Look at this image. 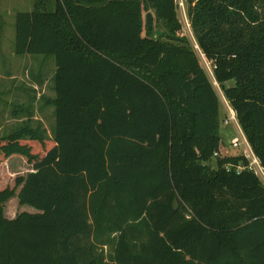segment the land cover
Segmentation results:
<instances>
[{"label": "trees", "instance_id": "1", "mask_svg": "<svg viewBox=\"0 0 264 264\" xmlns=\"http://www.w3.org/2000/svg\"><path fill=\"white\" fill-rule=\"evenodd\" d=\"M185 2L264 167V0ZM180 29L175 0L16 13L15 53L55 57V127L28 118L0 135V174L15 157L31 166L0 186V264H264V183L225 168L244 157L222 139L220 94Z\"/></svg>", "mask_w": 264, "mask_h": 264}, {"label": "rangeland", "instance_id": "2", "mask_svg": "<svg viewBox=\"0 0 264 264\" xmlns=\"http://www.w3.org/2000/svg\"><path fill=\"white\" fill-rule=\"evenodd\" d=\"M53 1V0H51ZM177 3V17L181 23V29L179 35L187 37L190 43L193 45L198 55L199 61L202 67L207 72L208 76L213 81V73L210 62L206 60L199 46L197 45L194 34L191 30V26L187 14V5L185 0H175ZM34 8V0H0V135L9 134L14 131L19 125V122L15 120V113H21L20 109L15 106L17 95L20 102L22 94L25 92L27 95L26 88H32L33 85L36 89H33L31 93L34 96L31 97L32 112L35 113V121H40L42 127L46 130L48 136L53 135V129L55 127V112L54 105L48 101L55 96V92L52 89L53 86V75L56 70L55 57L54 55H43V54H17L14 51L15 44V16L17 12L31 11ZM158 32L156 36H160L161 33L165 32L164 26L158 23L156 27ZM41 79L40 81H38ZM232 81L226 82L231 85ZM221 96V90L217 83L214 84ZM38 87V88H37ZM221 99V97H220ZM222 102V101H221ZM15 106V107H14ZM17 109V110H13ZM226 116V109L224 108ZM224 111L221 116H223ZM221 119V118H220ZM221 127H225L224 135L222 139L226 142H230L231 139L237 136V132L233 127L226 128L223 122H220ZM228 126V125H227ZM241 130V129H240ZM225 148H230L228 145H221L219 150L225 153ZM229 149V153H230ZM239 149H233L232 154L239 153ZM5 173L0 174V186L7 183L13 184V179L16 175L25 174L31 168L24 159L15 157L4 164ZM261 179V178H260ZM262 180V179H261ZM263 182V180H262ZM264 183V182H263ZM18 205L17 198L9 200L5 206V212L8 208H14ZM29 210H33L29 206H25ZM20 210V207L18 208Z\"/></svg>", "mask_w": 264, "mask_h": 264}, {"label": "built area", "instance_id": "3", "mask_svg": "<svg viewBox=\"0 0 264 264\" xmlns=\"http://www.w3.org/2000/svg\"><path fill=\"white\" fill-rule=\"evenodd\" d=\"M210 64V63H209ZM211 65V64H210ZM212 69V68H211ZM213 73V72H212ZM213 76V75H212ZM217 83L213 76V84ZM218 85V84H217ZM221 101L226 109V116L223 118L224 126L232 125L237 132V136L233 137L230 141L232 148H238L240 152L238 155L243 156L244 159L240 160L238 163H225V168L230 170L232 167L236 173H241L244 170H248L253 172L255 175L261 178L264 182V167L262 166L259 158L253 152L248 140L246 139L242 130H240V126L237 120L236 113L234 109L231 107L229 101L225 98L223 93L221 92ZM225 153H222L219 149L214 151V157H224L229 154V149L225 148ZM260 179V180H261ZM261 180V181H262Z\"/></svg>", "mask_w": 264, "mask_h": 264}, {"label": "crops", "instance_id": "4", "mask_svg": "<svg viewBox=\"0 0 264 264\" xmlns=\"http://www.w3.org/2000/svg\"><path fill=\"white\" fill-rule=\"evenodd\" d=\"M40 80L41 79H39L38 81H40ZM33 89H36V86L33 85L32 88H26L25 90H27L26 91L27 95H25V92H23L22 99L20 102L17 99L21 95V93H18V95H17L18 97H17V99H15L17 101L15 106H17L21 111L20 114H18V112H17V113H15V116H14L15 120H17L19 122V124L22 123V121L27 120L28 118L32 119V122H33V119L40 120L39 118H36L35 113L32 112L33 107H31L30 98L34 96V93H31L33 91ZM29 93L31 94V97H30V95L28 96ZM13 110H17V109H13ZM6 214L8 217L11 218L14 215V211L11 210V208H8V211L6 212Z\"/></svg>", "mask_w": 264, "mask_h": 264}]
</instances>
